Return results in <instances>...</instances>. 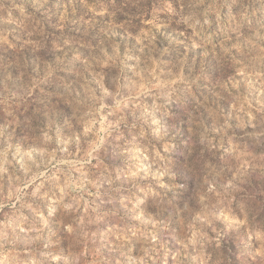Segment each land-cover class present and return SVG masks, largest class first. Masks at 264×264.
Here are the masks:
<instances>
[{
  "label": "rangeland",
  "instance_id": "1",
  "mask_svg": "<svg viewBox=\"0 0 264 264\" xmlns=\"http://www.w3.org/2000/svg\"><path fill=\"white\" fill-rule=\"evenodd\" d=\"M0 264H264V0H0Z\"/></svg>",
  "mask_w": 264,
  "mask_h": 264
}]
</instances>
